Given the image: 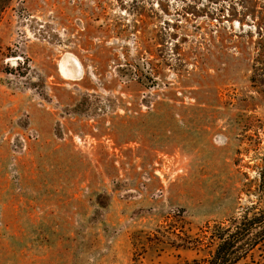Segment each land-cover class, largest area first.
<instances>
[{
	"label": "rangeland",
	"instance_id": "374dc122",
	"mask_svg": "<svg viewBox=\"0 0 264 264\" xmlns=\"http://www.w3.org/2000/svg\"><path fill=\"white\" fill-rule=\"evenodd\" d=\"M262 210L264 0H0V264H207Z\"/></svg>",
	"mask_w": 264,
	"mask_h": 264
},
{
	"label": "trees",
	"instance_id": "16d2710c",
	"mask_svg": "<svg viewBox=\"0 0 264 264\" xmlns=\"http://www.w3.org/2000/svg\"><path fill=\"white\" fill-rule=\"evenodd\" d=\"M211 239L216 250L207 264H237L264 242V210L246 213L228 226H216Z\"/></svg>",
	"mask_w": 264,
	"mask_h": 264
},
{
	"label": "bare ground",
	"instance_id": "6f19581e",
	"mask_svg": "<svg viewBox=\"0 0 264 264\" xmlns=\"http://www.w3.org/2000/svg\"><path fill=\"white\" fill-rule=\"evenodd\" d=\"M68 69L73 74L77 70V68H80V63L76 60L74 57H69L67 59Z\"/></svg>",
	"mask_w": 264,
	"mask_h": 264
}]
</instances>
